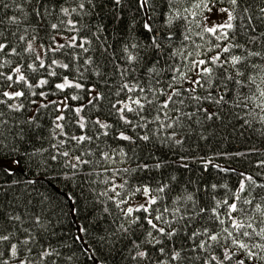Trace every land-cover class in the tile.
<instances>
[{"label":"snow or ice","instance_id":"1","mask_svg":"<svg viewBox=\"0 0 264 264\" xmlns=\"http://www.w3.org/2000/svg\"><path fill=\"white\" fill-rule=\"evenodd\" d=\"M35 3L36 7L32 9L34 17H42L48 11L47 5L49 3L53 4L54 7L59 4V14L67 18L66 22L62 20L61 24L66 23L67 30L74 33L65 37V43H58L57 37L53 36L52 43L40 44V49L44 51L45 56L49 52L59 53L65 48L79 49V52L71 55L73 61L80 58V52L87 53L89 48L86 45L92 43L87 34L80 35L81 28L78 27L80 19L84 16L94 15V10H103L106 6H110L114 18L119 20L122 16L116 13L122 14L124 8L123 0H100V2L97 0H71V5L74 6L69 5V0H63L62 3L61 0H35ZM129 4L134 5L136 12L142 15L140 23L148 37L147 43L142 46L138 43L129 44L125 42L120 56H116L114 51L112 53L111 59L121 77V83L118 85L115 94V102L110 105V114H115L118 117L116 122L108 123L99 116L95 120L86 118L82 115L84 105L72 106L69 103V100H79V95L66 94L59 100L47 99L49 95L54 94L51 91L43 90L45 86L51 85V77H56L59 81L54 84L57 92L64 93L67 89L84 90L89 95L88 104L93 106L97 101L104 99L105 93L97 91L95 85L86 87L81 81L83 73L80 72L79 67L75 71L80 74L81 78L71 76V73L63 75L61 78V73L55 69L69 70L73 67L71 63L61 62L55 58L46 62L41 55H35L32 58V63H26V68L32 73H41V78L35 82L30 79L19 63L7 68L6 71H0V105L5 106L11 112H20L25 109L24 100L30 94L32 97L41 98L39 102L31 100L32 104L37 105L36 111L52 105L57 113L52 121L51 134L66 139L61 138L58 144H52L51 147L56 150L55 154H51L46 161L35 162L37 168H48L50 161H58L61 158H63L64 164L73 170L87 166L92 161L84 158L85 153L81 152L76 155L62 149L69 142H75L79 148L86 143L91 144L94 140H99L100 136L108 137L110 134L115 140L129 142L130 146L136 145L138 141L154 142L155 140L168 144L170 147L173 144L182 145L187 138L186 131H194V120L195 123L203 126L206 121L219 118L218 111H211L209 107L204 106L205 101L214 105L225 103V93L232 91L228 89V82L240 86L241 89L248 83H255L254 77L247 75V69L249 67L253 69L261 67L255 63L249 65L250 57H264V30H261L264 29V6H261L264 5V0H129ZM181 4H188L189 7L181 8L179 6ZM0 7L8 8L9 5L3 3L0 4ZM16 7L21 11L23 10L19 3L16 4ZM158 10L162 17L161 27L168 28L167 33L156 29L153 25ZM214 12L223 15L222 22H211V16ZM74 16L77 18H73ZM180 20L186 21L189 25L186 28L187 34L183 35V40L191 42L195 47L183 56L182 65L178 66L174 62L169 64L167 60H164L165 68H160L161 56L168 55L174 58L177 55L176 51H171L164 45L165 41L170 42L175 39L171 26ZM8 21L14 25L20 23L15 15L8 17ZM4 23V20H0V26ZM61 24L53 23L50 27L59 33ZM136 24L135 17H133L132 22L125 27L128 31H134ZM191 25H195L199 30L193 32ZM105 30L106 26L100 24L96 27V31L92 32V36L101 46L106 45V38L102 40L100 36V33ZM13 35L16 34L13 33ZM193 35L200 37L201 40H205V36H207L213 42L210 47L203 48L202 45L196 44L192 40ZM241 36H243V43L240 42ZM36 38L35 35L30 38L26 35L18 36V41L26 44L23 48L25 53L36 52L34 46ZM3 39L6 38L3 31H0V40ZM249 45L252 47H248ZM257 45L259 50H253ZM112 47V45L104 46V52L107 53ZM147 49H151V53ZM238 49H243L244 53L234 54ZM141 52L144 54L141 55ZM10 55L18 56V49L12 47L11 41L0 42V57ZM149 55L154 59L149 60ZM120 60L123 61V64L116 63ZM92 63V58L88 57L83 59L81 67ZM8 64H12V61L4 59L0 62V69H4L5 65ZM141 66L146 69V73L137 77L134 73L140 71ZM165 70L170 73L166 86H162L161 80L158 78L151 79L152 76H158L159 72ZM217 70H220L219 74ZM96 74L101 75L99 72ZM221 77L225 81L223 88L218 83ZM5 84L6 88L4 87ZM13 85L18 86L19 90H8L12 89ZM198 89H204V93L197 94ZM257 92L258 95L251 98L244 96L243 99L245 101L259 99L260 103L257 108L261 113H264V88L257 85ZM186 99L195 102V111L184 110ZM237 104L239 105V100H237ZM243 107H247V104H243ZM65 110L74 114L73 120L79 129V134H70L65 130L66 124L63 123L66 120ZM3 116L4 112L0 111V150L5 147L3 141L6 138L7 121L2 119ZM198 116L202 119H196ZM259 118L264 122V115H260ZM24 123L39 127L36 116H29ZM90 123L96 129L94 135L88 134ZM153 124L156 125L155 129L150 127ZM185 124L187 128H185ZM247 124L248 121L245 120L244 125ZM129 129L132 130V134H129ZM7 131L9 135L13 134L11 130ZM19 135L22 136L23 131ZM199 139L207 140V137L201 133ZM131 150L134 152L135 148L132 147ZM18 151L16 145L12 144L7 154L14 156ZM41 151L47 150L38 149L36 153ZM253 154L260 157L255 163V167L259 171L255 173L238 171L236 168L222 166L214 162L221 157L247 159ZM98 155L100 160L111 164H115L117 160L123 163L125 160L132 159L123 147L114 148L111 151H102ZM188 159L198 160L203 172H208L211 168L217 173H235L239 177L238 186L234 190L230 189L226 192L224 199H216L213 195V206L211 208L207 205L199 207L198 212L195 213L197 218L207 216L214 225L212 227L204 226L202 229L197 228L187 236V239L193 242L192 250L200 253L196 256V260L200 264H264V196L256 191L257 189L264 191V155H260L259 150L255 148L249 149L247 152H221L213 153L211 156L202 155L190 158L181 155L180 167L187 169L189 167ZM12 163L18 165L20 161L13 159ZM164 167L166 164L162 160H153L149 163L141 158L137 160L135 168L106 167L103 169V172H111V175L104 179L105 189L99 195L106 197L117 210L112 221L116 227L111 235L116 236L119 233V239H124L135 237L137 227L143 230V240L131 239L127 259L134 264H145V261L147 264H180L184 259L181 251L175 250L174 237L179 229L173 227V221L166 219L165 214L172 216L173 220L177 222L184 220L185 215L181 213L180 207L172 209L168 207L154 208L163 198L161 194L168 190L169 183L164 182L162 178L155 187L151 183H142L134 187L129 186L127 191L122 190L126 188L128 181L116 183L120 171L124 173L141 170L148 172ZM91 174L89 173V175ZM0 175L13 177L16 175V171L10 166L3 167L0 169ZM175 179L174 176L170 178V180ZM19 183V180L0 181V264H59V260L62 258L61 253L50 242L47 243V246H41L38 252L35 251L34 246L39 233L33 234L32 227L41 229L47 234V227L42 215L35 212L31 213V226L22 227L24 225L23 213L18 212L10 202H7L8 192ZM26 183L32 185L36 181L29 179ZM209 187L215 191L220 187L227 188V185L213 183L209 186L205 184L204 190L207 191ZM137 193L143 194L145 202L134 206L132 201ZM244 193H247V196L242 195ZM64 195L67 200L75 202L72 193H65ZM257 197H259V201H257ZM181 199L180 196L176 197L177 201ZM183 199L191 201L193 208H196L192 193ZM44 201L50 205L52 203V200L47 196L42 197V203ZM70 211L75 213L78 209L73 206ZM103 212L112 215L107 206L103 208ZM137 213H144V215H137ZM188 221H192V216H188ZM183 227L187 231L188 223H185ZM78 232L80 234L74 237V242L83 245L82 255L90 264H103V261L96 255V249L84 239V235L88 233V228L80 226ZM164 238H167L168 242L172 244L171 250L162 243ZM40 239H43V236H40ZM105 239L106 237H101L102 241ZM72 259L71 256L67 257L69 261Z\"/></svg>","mask_w":264,"mask_h":264},{"label":"trees","instance_id":"2","mask_svg":"<svg viewBox=\"0 0 264 264\" xmlns=\"http://www.w3.org/2000/svg\"><path fill=\"white\" fill-rule=\"evenodd\" d=\"M63 0H61V3ZM100 2V0H97ZM7 3L8 8L0 7V20H4L5 23L0 26V31H3L6 39L0 40V42L7 43L11 41L12 47L18 49L19 55H10L7 57H0V62L4 59L12 61V64L5 65L4 69L0 71H6L7 68L19 63L30 79L35 82L41 78V73H32L26 68V63H32V58L39 54L45 58L46 62H50L55 58L61 62L71 63L73 67L69 70L56 68L55 70L63 75L76 76L81 78L80 74L75 71L76 68H80V72L83 73L81 81L86 87L92 85L96 86V90L105 93V97L102 101H97L95 106L88 104L89 95L84 90L67 89L64 93L57 92L54 88V84L59 82L56 77H51V85L45 86L44 91H51L52 95L47 97L48 100H59L66 94L79 95L80 99L77 101L69 100L72 106L84 105V111L82 115L90 120H95L99 116L102 120L108 123H114L118 120L115 114H110L111 103L115 102L116 91L118 85L121 83V77L116 71L114 63L111 59L113 51L116 56L121 55V49L125 42L132 44L138 43L144 45L147 43L148 34L142 29V15L136 12L134 5L129 4V0H123L124 8L123 12L116 13L121 15L122 18L117 20L114 18L112 9L110 6H106L103 10H94V15L84 16L80 19L78 27L81 28L80 35L87 34L92 43L86 45L89 48L87 53L80 52V58L76 61L71 59V55L79 52V49L65 48L59 53H47L44 55V51L40 49L39 45H48L52 43V37H57L58 43H65V37H69L74 33L67 30L66 23L61 24V21L66 22L65 17L61 16L58 12L59 4L55 7L49 3L47 5L48 11L44 13L42 17H34L32 9L36 7L35 0H0V4ZM19 3L22 7V11L17 9L16 4ZM71 5V0H69ZM74 6V5H71ZM181 8L189 7L188 4L179 5ZM264 6V5H261ZM15 15L20 21L19 24H10L8 17ZM135 17L137 22L134 31H128L126 25L130 24ZM77 18V17H73ZM191 19V17H189ZM53 23L61 24L59 33L52 30L50 25ZM100 24L106 26V30L100 33L101 39L106 38V45H112L113 47L104 52V46H101L99 42L92 36V32L96 31V27ZM153 25L156 29L168 32V28H162V17L159 15V10L155 14ZM189 25L186 21H176L171 26L175 39L172 41H165V48L176 51L177 55L174 58L168 55L161 56L160 68H165L164 60H167L169 64L175 63L176 65L183 64V56L188 51H192L195 47L191 42L184 41L183 35L187 34L186 28ZM193 32L198 31L195 25H191ZM89 29H91L89 31ZM264 30V29H261ZM15 33L16 35H13ZM19 35H26L30 38L35 35L37 38L34 41L36 47L35 53H25L23 48L26 46L25 42L18 41ZM192 40L196 44H200L203 48L210 47L212 39L205 36V40H201L200 37L193 35ZM207 41V42H205ZM240 42L243 43V36H241ZM248 47H252L249 45ZM253 50H259V46H255ZM151 53V49H147ZM243 49H238L234 54H243ZM144 53L141 52V55ZM91 57L93 63L91 65H83V59ZM149 60L154 59L151 55L148 56ZM116 63L123 64V61H116ZM255 63L260 65L258 68L247 69V75H251L255 79V83H248L243 87L228 82V89H231V93H225V103L222 105H214L205 101L204 106L209 107L211 111H218L217 119L213 121H206L203 126L193 121L194 131H186V139L182 145L173 144L171 147L168 144L161 143L159 140L154 142L138 141L136 145H129L127 141H118L110 134L108 137L100 136L99 140H94L91 144H85L83 147L75 145V142H69L62 150H68L76 155L81 152L85 153L84 158L92 161L87 166H83L78 170L68 168L61 158L58 161H50L48 168H37L35 162H42L49 159L51 154H55L56 150L51 147L52 144H58L59 139L65 137L53 136L51 129L53 128L52 121L57 113L54 111V106L49 105L48 108H40L36 111L37 105L32 104L31 100H39V97H32L30 94L27 99L24 100L25 109L20 112H11L5 106L0 105V111L4 112L3 120L7 121L5 130V139L3 141L4 148L0 150V169L3 167H12L16 171V175L13 177H4L0 175V181L3 180H19L20 183L13 186L8 192L7 202L12 204L13 208H16L18 212L23 213L24 225L22 227H30L31 213H39L42 215V219L47 227V234L43 230L32 227L33 234H37V242H35V251H39L41 246H47V243H51L53 247L61 253V259L59 264H90V262L82 255L83 245L74 242V237L78 234V228L85 226L88 228V233L84 235V239L88 244L96 249L97 257L103 261V264H134V262L127 259L129 248L131 247V239L143 240V230L139 227L136 228L135 237H126L119 239L120 234L112 236L111 233L115 229L116 225L112 223L114 216L117 214L115 206L107 200L106 197L99 194L104 191L105 184L104 179L111 175V172L105 173L103 169L106 167L120 168L125 167L135 168L137 160L143 158V160L151 163L153 160H162L166 167L145 172L143 170L137 172L124 173L119 172L116 179V183H123L128 181V185L122 191H127L129 186H136L142 183H151L155 187L163 178L164 182L169 183L168 190L161 194L162 199L158 202L154 208L163 209L168 207L169 209L180 207L181 213L185 215V219L177 222L173 220L172 216L165 214V218L173 221V227H177L179 231L174 237L175 250L181 251L184 259L180 264H200L196 260V256L200 254L198 251L192 250V241L187 239L191 231L197 228L202 229L204 226L212 227L213 223L207 216L197 218L195 213L198 212L199 207L207 205L209 208L213 206V195L216 199H224L225 193L230 189L234 190L238 186L239 177L235 173H217L214 169H209L208 172L201 170L198 160L188 159L187 163L189 167L187 169L180 167V156L186 157H199V156H211L213 153H236L247 152L249 149L259 150L260 155H264V122L260 120L261 113L257 105L260 103L259 99H248L245 101L244 96L249 98L258 95L257 85L264 88V57L249 58L248 64ZM243 70V69H242ZM159 71V69H158ZM99 72L101 75H97ZM218 74L220 70H217ZM146 73V69L141 66V70L134 73L139 77ZM170 73L165 70L159 72V75L152 76V80L160 79L162 86H166ZM70 76V78H71ZM246 79V77H245ZM143 83V81H142ZM221 88L225 81L221 77L218 81ZM187 87V85H185ZM6 88V84L4 85ZM19 90L18 86L13 85L12 89ZM27 91V90H26ZM39 91V89H36ZM204 89H198L197 94H203ZM151 98V97H149ZM239 100V105L237 104ZM46 102V101H45ZM247 104V107H243V104ZM194 101L185 100V111H195ZM154 114V113H153ZM73 113L65 110L66 120L63 122L66 124V131L70 134H79V129L76 127L73 120ZM131 116V114H129ZM29 116H36L39 127L35 125L29 126L24 123ZM196 119H202L198 116ZM247 120L248 124L244 125V121ZM243 125V126H242ZM119 127V125H117ZM152 129L156 128V125H150ZM89 135H94L96 129L90 123ZM185 128L187 125L185 124ZM7 130L12 131V135L8 134ZM23 131V135L19 133ZM103 131V130H101ZM207 137V140L199 139L200 134ZM129 134H132V130L129 129ZM12 144H15L19 150L14 156H8V149ZM123 147L128 156L132 157L131 160H125L123 163L117 160L115 164L100 160L98 155L102 151H111V149H118ZM134 147L133 152L131 148ZM44 149L47 151H41L36 153V150ZM78 149V150H77ZM34 153H36L34 155ZM89 153H91L89 155ZM151 158V159H150ZM260 157L257 155H250L247 159L238 157H221L215 160V163H219L222 166H228L236 168L238 171H250L255 173L259 171L255 167L256 160ZM13 159H19L20 163L13 164ZM100 160L99 163L97 161ZM94 170V171H93ZM73 173H75L73 175ZM89 173H92L89 175ZM67 174V178H66ZM176 177L175 180H170L171 177ZM35 180L36 183L29 185L27 180ZM213 183L219 185H227V188L220 187L213 191L210 187L207 191L204 190L205 184L211 185ZM257 192L261 196H264V191L257 189ZM65 193H72L75 197V202L67 200ZM189 193L194 195L196 202V208H193V203L183 199ZM141 193H137L135 198L140 197ZM111 195V193H110ZM247 196V193L242 194ZM49 197L52 200L51 205L44 201L42 203V197ZM182 197L177 201L176 197ZM259 201V197H257ZM78 209L75 213L71 212L72 207ZM107 206L110 208L112 215L103 212V208ZM10 210V209H9ZM42 210V211H41ZM158 214V213H154ZM137 215L143 216L144 213H137ZM210 215V213H209ZM188 216H192V221H188ZM199 219V222H197ZM188 223V230L185 231L183 225ZM147 227V225H145ZM219 230V229H217ZM43 236V239H40ZM101 237H106L105 240H101ZM198 242V241H197ZM162 243L167 245L169 250L172 249V244L168 242L167 238H164ZM152 247V245H149ZM111 249V250H110ZM73 257L71 261L67 260V257ZM147 264V261H145Z\"/></svg>","mask_w":264,"mask_h":264},{"label":"rangeland","instance_id":"3","mask_svg":"<svg viewBox=\"0 0 264 264\" xmlns=\"http://www.w3.org/2000/svg\"><path fill=\"white\" fill-rule=\"evenodd\" d=\"M223 18L224 17H223L222 14H220L218 12H214V14L211 16V22H217V23H219V22H222ZM144 202H145V198H144V196H143L142 193L140 194V197L135 198L132 201V203H133L134 206H138L140 204H143Z\"/></svg>","mask_w":264,"mask_h":264}]
</instances>
